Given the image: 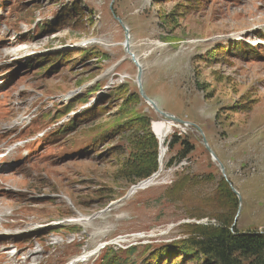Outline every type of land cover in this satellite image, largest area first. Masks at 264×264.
I'll use <instances>...</instances> for the list:
<instances>
[{
	"label": "rangeland",
	"instance_id": "1",
	"mask_svg": "<svg viewBox=\"0 0 264 264\" xmlns=\"http://www.w3.org/2000/svg\"><path fill=\"white\" fill-rule=\"evenodd\" d=\"M189 2L0 0V264H101L108 252L144 264L187 239L189 221L216 220L207 211L223 178L203 139L239 194L237 229L264 232V0ZM127 35L144 95L194 125L180 127L195 151L179 159V146L169 150L178 124L142 97L134 111L156 122L162 161L189 163V211L164 187L120 203L138 181L120 172L132 153L120 97L139 93ZM91 38L109 47L80 46ZM67 55L71 63L53 61ZM192 205L203 215L191 217ZM132 234L144 237L133 256L122 249L129 244L95 255Z\"/></svg>",
	"mask_w": 264,
	"mask_h": 264
},
{
	"label": "trees",
	"instance_id": "2",
	"mask_svg": "<svg viewBox=\"0 0 264 264\" xmlns=\"http://www.w3.org/2000/svg\"><path fill=\"white\" fill-rule=\"evenodd\" d=\"M74 10L77 11L78 9L74 8ZM222 53L223 51H218L217 54L212 56V60L217 61L218 55ZM40 60L46 62L45 59ZM53 61L64 64L71 63L69 55L56 56ZM49 62V65L53 63L52 61ZM114 94L112 95L115 96ZM129 96L126 100L120 97L123 103L121 106L119 105V113L127 120L123 129L130 132L131 136L127 141L132 153L127 161L121 163L120 172L123 178L138 180L135 182L137 183L149 178L158 171L160 150L159 141L150 129V118L137 116L134 112L141 101V96L139 93ZM115 97H118V95ZM79 100L81 104L86 103L85 99L81 98ZM75 106V103L69 104L65 107L64 113L71 112ZM128 108L130 109L129 111ZM94 111L95 109H92V111L86 113V118L93 117ZM116 129H118L116 132L122 130L120 127ZM175 131L174 137L169 143V150L179 146L181 150L178 158L185 159L195 151V147L190 142L188 135H180V131ZM173 161L174 159L170 163H173ZM191 181L192 178L187 174L185 176L179 175L176 182L167 188L172 191L168 193L169 197H172L174 202H178L182 206L185 205L188 211L190 210L189 200L191 192L189 188ZM218 185V189L212 194V199L216 206L212 205L207 213L218 221L219 226L202 227L196 224H186L183 227L186 229L187 239L174 241L153 250L148 260H145V263L143 262L144 264H264V232H240L237 229V225L234 227V219L239 209V202L230 185L223 178ZM191 208L192 211L188 212L191 217L203 215L205 211V208L199 209L196 205H192ZM199 211L200 213L196 214ZM132 249L126 250V254L133 256L134 250L132 251ZM111 254V252L106 253L101 264H129L127 258L117 257L116 252L114 256H110Z\"/></svg>",
	"mask_w": 264,
	"mask_h": 264
},
{
	"label": "built area",
	"instance_id": "3",
	"mask_svg": "<svg viewBox=\"0 0 264 264\" xmlns=\"http://www.w3.org/2000/svg\"><path fill=\"white\" fill-rule=\"evenodd\" d=\"M154 124H152V131H153ZM178 126L179 127H176V128H178L180 130V135H183L182 132L186 133V130L182 131L180 129V127H183V126H180V125H178ZM187 126H189V125H187ZM187 126H184V127L188 128ZM176 128H173V131H174L173 133L176 132L175 131V130H177ZM190 129H187V130H190ZM179 130H177V131H179ZM158 161H159V167H158L159 169L157 172L153 173L149 178L141 180V181L131 185V189H130L129 194H128L129 198L131 196L139 193V192L147 191V190H149V188H152V187H164V188L171 187L175 183V181L177 180L178 175L185 173V171L188 169V166H189V163L187 161H183L181 163L180 162L179 163L178 162L170 163L169 161L166 163L164 161V163H163L161 160V155H160ZM142 185H144V186H142ZM189 222L196 223L198 226H202V227H205V226L206 227H218L219 226V223L216 220H214V219L211 220L208 218H204L203 220H200V221L192 220ZM174 227H175L174 225L169 226L166 234H169V232ZM137 239H144V237L141 238L137 234H132L131 236L118 237L115 240L114 248H117V247L122 248L121 246L125 245V244H129V245H126L122 249H128V248H131L133 246L139 245V242L137 241ZM133 240H135L136 243L133 244L132 243Z\"/></svg>",
	"mask_w": 264,
	"mask_h": 264
},
{
	"label": "water",
	"instance_id": "4",
	"mask_svg": "<svg viewBox=\"0 0 264 264\" xmlns=\"http://www.w3.org/2000/svg\"><path fill=\"white\" fill-rule=\"evenodd\" d=\"M119 23L122 24V22L120 20H119ZM128 40H129V37L127 35L126 36V42L127 43H128ZM137 69H138V75H137V78L138 79L137 80H138V84H139V93H140V96L145 100V102L148 103V104H150L157 113H159V114L162 115V117L164 119H168V120L172 121L173 123L178 124V125L183 126V127L184 126H187V125H191V126L194 127V125L192 123L188 122V121H185V120L182 121V120L176 118L174 115H172L170 113H166V112L164 113L162 111H159V109L157 108V106L155 105V103L148 96H145L144 95V91H143V88H142V78H141V75H142V71L143 70L141 69V67L139 65H137ZM203 144L206 146V148L209 149V151L211 153L212 161L216 164V166L220 167V170L222 172V176H223L224 180L226 181L227 184L230 185V188H231L232 192L238 198L239 197L238 192L234 189V187L232 186V184H230L229 181L227 180L226 175H225V172H224V167L222 165H220V164L217 163V158L214 155V153L212 152L211 148L208 147L207 141L205 139H203ZM159 150H161V146H160V149ZM238 213H239V209H238L237 215H236V217L234 219V221H235L234 222V227H236V225L238 223V221H237V219H238Z\"/></svg>",
	"mask_w": 264,
	"mask_h": 264
},
{
	"label": "bare ground",
	"instance_id": "5",
	"mask_svg": "<svg viewBox=\"0 0 264 264\" xmlns=\"http://www.w3.org/2000/svg\"><path fill=\"white\" fill-rule=\"evenodd\" d=\"M129 40H131V38H129ZM129 40H128V43H125V45H124V47H125V53H126V55H125V60H132L135 64H136V66L137 65H139L140 67H141V69H142V64H141V60H139V58L136 56V54H134L133 52H132V44H129ZM124 59V58H123ZM109 75V74H108ZM4 120L5 119V117H1L0 116V120ZM166 121H169L168 119H165ZM161 121H164V120H161ZM159 122V121H158ZM172 122V121H171ZM156 123V122H155ZM173 123V122H172ZM174 124V126L176 125L175 123H173ZM189 126H191V125H189ZM176 127H179V126H176ZM153 131H154V128H153ZM174 132V131H173ZM173 134V133H172ZM172 134H170V135H172ZM2 135H6V134H2ZM169 135V136H170ZM1 136V135H0ZM168 140V139H167ZM15 153H16V151H14V155H15ZM4 155H7V156H9L10 154H4ZM0 160H1V158H0ZM1 162V161H0ZM163 163H164V161H162ZM142 186H144V185H142ZM141 186V187H142ZM4 214V213H3ZM102 213H99V214H97V216L99 215H101ZM5 216H7V215H5ZM3 220V219H2ZM1 220V221H2ZM88 219H86V218H79L77 221H79V222H82V221H87ZM3 224V223H2ZM4 225V224H3ZM2 226V225H1ZM8 227V226H7ZM0 254H1V252H0ZM92 254V253H91ZM91 254H88V255H85L84 256V258L83 259H88V258H90V256H91ZM14 259H15V257H14ZM76 263H78V261L76 262Z\"/></svg>",
	"mask_w": 264,
	"mask_h": 264
}]
</instances>
